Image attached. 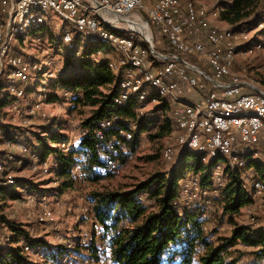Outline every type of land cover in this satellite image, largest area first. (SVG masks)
Wrapping results in <instances>:
<instances>
[{"label":"trees","instance_id":"obj_1","mask_svg":"<svg viewBox=\"0 0 264 264\" xmlns=\"http://www.w3.org/2000/svg\"><path fill=\"white\" fill-rule=\"evenodd\" d=\"M230 1L231 3L220 8L218 13L219 21L225 23L229 29H242V25L248 24L249 18H252L254 23L263 19L264 0ZM255 36L264 39V28ZM74 44L76 50L79 49L76 42ZM103 47L98 43H86L83 50H79L78 56L74 54L78 53L74 52V45L72 50L65 47L70 51L68 52L70 58H66V64L69 65L66 66L74 67L75 70L50 83L51 89L59 87L72 94L68 109L70 113L75 111L77 106L89 109L88 117L82 120L80 125L82 131L79 141L67 135L66 121L58 119L50 121L39 113L38 119L44 122L43 137L35 135L37 143L34 140L28 142L30 140L28 137L22 139L25 143L23 145L29 151L27 156L31 155V159L35 157V160L48 162V158L54 155L56 162L53 165L54 169L49 165L50 172L53 171L67 179L81 174L82 165L88 173L87 180L91 182L99 180L97 175L99 171H108L101 158L100 135L113 137L119 147L133 152L135 140L140 134L149 131L154 124L153 117L150 119L146 114L139 115L137 112L139 103L134 96L125 106H117L114 103L118 95L119 78L118 73L115 74L109 66L110 60L105 58L108 51L106 54L96 55L105 48ZM155 47L164 54L172 52L163 40L157 43L156 38ZM91 57L100 59L92 61ZM70 59L76 60V65ZM3 73L4 70L1 71L0 77ZM44 87L37 91L40 99ZM56 96L53 94L51 98L56 99ZM38 100L34 102L37 103ZM159 100L160 104L155 106L156 110L152 113H159L158 111L164 109L168 113L169 104L165 100ZM5 103V99L0 101V110ZM111 116H116L117 120L110 127L102 129L100 123ZM168 125L167 122L160 125L152 137H163ZM130 127H134V130L132 131ZM126 134L131 135L129 140H126ZM181 152L177 164L167 175L156 174L128 191L91 194L88 200L89 207L85 208L81 218L89 217L91 220L92 230L89 235L94 234L97 229L101 231V235L95 237V240L93 238L88 244H85L87 242L85 240L84 252L94 255V246L98 249L100 244L104 243L110 264H239V258L227 259L231 255L228 250L239 244L253 248L252 264H264V228L238 226L228 237L217 238L214 242L209 241L203 225L211 206L204 203L206 206L204 208L191 207L195 200L187 206L179 195L182 183L190 177L196 178L201 194L212 190L220 194L218 204L221 206L222 214L232 220L242 208L250 207L255 200L264 198V190L260 196L254 198L250 182L245 181L241 175L249 172L253 179L264 185V163L247 158L243 168H236L234 171L227 168V175H223L224 181L219 185L215 172L220 168L218 161L221 158L203 162L201 155L193 151ZM118 160L120 167L126 162L125 156L119 157ZM76 167L78 170H74ZM3 180L0 178V186ZM2 186L0 193L4 189ZM3 192L16 197L11 189ZM142 195L152 202L151 205H145L141 200ZM200 197L205 198V195ZM262 204L264 207V203ZM3 222L6 223L5 228L10 234L9 232L7 234L8 243L0 249V264H33L35 260L43 261L45 264H58L63 260L72 262L69 260L73 258L71 252L75 251L72 247H66L56 241L54 244L44 242L32 235V231H26L17 223L6 220ZM21 241L34 253H38L39 257L28 256L23 251Z\"/></svg>","mask_w":264,"mask_h":264},{"label":"rangeland","instance_id":"obj_2","mask_svg":"<svg viewBox=\"0 0 264 264\" xmlns=\"http://www.w3.org/2000/svg\"><path fill=\"white\" fill-rule=\"evenodd\" d=\"M90 1L83 0L85 4ZM192 1L204 7L208 11L209 19L217 24L219 22L218 13L220 12V8L231 3L230 0ZM43 16L45 21L41 27L32 32L29 37L15 35L10 44V50L13 51V54L23 57L25 64L30 67V73L29 81L23 87V98L7 96L5 98L6 103L0 110V154L2 157L12 155L20 161L17 164L16 162L14 164H8V167H6L7 169H11L8 176L15 181V184L1 186L4 188L3 191L11 189L16 197L9 194L6 195L5 193L7 192L2 191L3 193H0V233L9 239L7 235L9 231L5 228L6 223H2V221L14 222L26 231H32V235L37 236L44 242L51 243L56 241L66 247L75 249V251L71 252L74 259H69L72 262L63 260L58 264H110L106 256L108 251H106L104 243H101L98 249L94 246V255H89L84 252L85 246L83 244L85 243V238L92 230V223L89 217L81 218L82 213L86 207H89L88 200L92 193L128 191L135 185L147 181L156 174L165 173L167 175L170 172L177 164L180 154L176 150L170 161H164L162 159L163 149L169 145H173L170 136L172 122L168 114L169 120L166 119V114L163 112L152 113L153 110H156L155 106L157 105L148 103L147 101L140 103L141 105H138L137 112L139 115L146 114L150 119L153 117L154 124L149 131L138 136L135 140L136 143L133 144V152L124 149L121 150L120 155L126 158V162L122 167L119 166L115 172L99 171L97 174L99 180L97 182L87 180L88 173L83 169V165L81 166V174L67 179L59 174H55L53 171L50 172L49 165L53 168L56 162L54 155L48 158V162H43L37 159L35 160V157L31 159V155L27 156L28 153L22 156L15 149L5 148L3 145L8 139H13L19 144H25L22 139L26 137L30 139L28 142H33V140L36 142L35 135L43 137L42 132L44 130L42 126L44 122L38 119L37 113L46 116L50 121L52 119L66 121L68 123L67 135L71 136L75 141H79L81 137L82 130L80 125L82 120L86 119L89 115V109L81 106H77L76 110L70 113L68 109L72 94L59 87L55 89L50 88V83H54L55 79L75 70L74 67H67L69 63L66 64V58L69 57L68 52L70 51L66 50L61 44V30L67 28L73 33L72 45L75 48L74 43L76 42L79 47L77 50L76 48L74 49V52L78 51V53H74L75 56L79 55V50H83L88 40L82 33L86 39V43L83 46L81 43L83 42V35L75 31L73 25L59 19L51 10H44ZM259 24L261 25L260 28L257 27ZM212 25L216 26L214 24ZM262 28H264V16L263 19L255 23L252 22V18H249L248 24L242 25V30L247 32L249 40H247V43L246 41L240 42L239 50L246 49V52L243 55L238 54L237 57L250 60L251 57L264 51V49H257L255 46V43L260 39L255 34L260 33ZM74 35L79 37L75 38L76 36ZM106 51L108 53L105 58L110 60L109 66L112 65L110 66L111 69L116 70L119 55L114 50L104 48L96 55L106 54ZM91 59L92 61H99L100 57H91ZM70 60L76 65V60ZM189 61L193 63L194 59H190ZM260 63V72H255L254 74L264 81V58ZM0 70H4L3 75L0 77L1 90L7 86L6 77L10 73V69L6 64H3ZM43 87L45 89H43L40 99L37 91ZM145 90L148 95L156 94V90L153 88L146 87ZM53 94L57 95L56 99L51 98ZM37 99L39 100L35 103L34 101ZM35 104L37 109L31 112ZM165 122L169 123V125L164 136L161 138L152 137L158 131V127ZM130 128L132 131L134 130V127ZM26 156L27 159L24 161ZM218 164L220 168L215 172V177L218 184L221 185L222 181H224L223 175L226 174L228 169L222 159L218 161ZM75 169L78 170L77 167ZM186 181H193L197 184V179L193 177L188 178ZM252 192L255 193L254 191ZM217 194L218 192H214L213 190L201 194L198 189L195 190L193 187L189 188V182L185 181L179 190V195L185 205L188 206L198 198L191 203V207L199 206L204 208L206 207L204 203L208 204L207 206L209 207L211 206V210L207 213V218L203 225L204 233L208 236L209 241L214 242L217 238L228 237L231 231L238 226H248L251 229L264 228L263 197L255 200V203L250 207L242 208L239 214L233 216L231 220L222 214L221 206L218 204L220 194ZM201 195H205V198H201ZM13 198L15 200L12 201ZM141 200L147 206L152 203L144 195H142ZM43 206L44 209H42ZM43 210H50L52 212V221L47 223L46 221H38ZM228 251L231 252V255L227 258L228 260L231 257H235L239 258V264L253 263L251 256L253 248L237 244L234 249H229ZM232 251H237L238 254ZM33 264L45 263L35 260Z\"/></svg>","mask_w":264,"mask_h":264},{"label":"bare ground","instance_id":"obj_3","mask_svg":"<svg viewBox=\"0 0 264 264\" xmlns=\"http://www.w3.org/2000/svg\"><path fill=\"white\" fill-rule=\"evenodd\" d=\"M145 1L147 0H138V2ZM7 4L8 0H0V45H3L0 51V67L6 64L10 69V73L6 77L7 86L0 90V101L7 98V96L12 98H23V87L29 81L30 67L25 64V60L22 56L15 55L13 51L10 50L12 38L15 35L29 37L32 32L44 24L45 18L43 16V11L51 10L59 19L73 25L75 31L83 33L88 43H98L105 48L114 50L119 55L116 63L119 90L114 100L117 106H125L133 96L139 104L147 101L148 103L159 105V99L165 100L169 104L168 115H170L172 122L170 136L173 145H169L163 149L162 159L164 161H170L176 150L178 153L182 150H188L201 155V160L203 162L219 157L224 160L227 168L234 171L236 168H243L247 158L253 159L257 156L258 149H230L228 150V155L221 150H213L209 155L208 147H190V140L184 139H190L191 129H193V120H179L177 111L187 112L190 118H198L200 121H215L218 123L233 124H247L253 121L261 125L264 123V112H261V110H242L240 112L238 110H228L227 112L223 110H201L200 103H192L185 100L181 97V91L170 92V97H168L166 86H170V76L165 72V59L153 56L150 50L152 43L149 40L139 39L132 31L125 30L123 26L111 23V21L104 17V13L101 10L94 6H89L87 3L85 4L83 0H57V4L66 6L69 9H74L79 18L88 20L89 23L93 25V28L100 32L95 33L92 30L79 28V26L76 25V21L69 19L65 12L61 11L58 7H49V3L29 4L23 7L24 0H14L13 10L9 11ZM168 6H175V0H168ZM182 7H186V11L189 12L190 17H197V10L206 11L204 7L197 5L192 0H182ZM143 12H150V16H156L159 23H166V30H176V22L167 21V15L164 14V7L143 4ZM143 27L146 26L143 24L141 27L135 26L133 28L147 37L148 33L143 31ZM257 27L260 28L261 25L259 24ZM8 28L9 31L4 33V30H8ZM208 31L224 32L223 45L224 47H230L228 50L229 63H227V59L221 55L205 53L197 42H189L188 44L187 41H179V51L184 54H190L194 62L211 65L214 71L225 75L226 79H233L234 82L246 84L240 76L231 73V70L237 55H243L246 52V49L239 50V44L242 41L248 42L247 40H249V38L247 32L242 29H219L210 23H208ZM72 35L73 33L67 28L61 30V44L68 50L73 49ZM122 44H132V50L137 52V61L141 62V64L128 60V50L123 48ZM255 46L257 49H264V39H259L255 43ZM32 67L35 68L34 66ZM142 67H144L145 70H142ZM1 71L2 70H0V73ZM148 71L149 73L156 74V81L155 77L149 74ZM247 85L252 86L250 84ZM146 87L155 89L156 94L148 95L145 90ZM260 92L261 94L257 93V98H264V92L261 90ZM220 106H233V99H220ZM36 109L37 106L35 104L31 112ZM116 120V116H111L102 121L100 127L102 129L108 128ZM100 138L102 161L108 171L115 172L119 167L118 158L121 156L120 151L122 148L119 147L113 137L100 135ZM125 138L129 140L131 135L126 134ZM3 146L8 149L17 150L19 155L22 156L28 153L27 148L23 144H19L13 139L6 140ZM231 158L236 159V161H232L231 163ZM14 162L17 164L20 161L12 155H5L2 157L0 154V178L4 179L1 185L10 186L15 184V181L8 176L11 169L6 168L8 164H14ZM247 180L250 182L252 191L257 194L260 182L253 179L251 176H248ZM193 185L195 190L198 189V183L196 184L193 182ZM255 193H253V196H255ZM45 219L49 222L52 221V212L50 210H43L38 221L44 222ZM98 236H100V230L97 229L94 234L88 235L85 238V240H87L86 243H90L93 241V238L95 240V237L97 238ZM8 241L9 239L0 233V249H2ZM20 243L23 244V251L28 256L38 257V253H34V251L30 250L23 241Z\"/></svg>","mask_w":264,"mask_h":264},{"label":"built area","instance_id":"obj_4","mask_svg":"<svg viewBox=\"0 0 264 264\" xmlns=\"http://www.w3.org/2000/svg\"><path fill=\"white\" fill-rule=\"evenodd\" d=\"M98 6L92 1L87 2V5L94 6L104 13V17L111 23L123 26L125 30L132 31L136 37L142 40H149L152 43L153 49L158 53L154 55L157 58L165 59V72L170 76V86H166L168 97L170 92L182 91L184 86L205 91L201 101V110H261L264 112V98H257V93L243 91V85L239 82H234L233 79H226L225 75L217 73L212 69L211 65L193 62L190 54H184L179 51V41L197 42L205 53L221 55L227 59L228 50L230 47L223 45V33L208 31V11L197 10V17H190L186 7H182V0H175V6H168V0H147L138 2V0H97ZM49 3V7H58L65 12L66 16L73 21L79 28L92 30L95 33H100L93 28V25L88 20L79 18L74 9H69L66 6L57 4V0H24L23 7L29 4ZM143 4L157 5L164 7V14L167 15V21L176 22V30H166V23H159L156 16H150V12H143ZM14 0H8V11L13 10ZM7 17V14H6ZM143 31L148 33L138 34V31L133 27H141ZM135 25V26H134ZM151 28V29H150ZM156 30L159 34V42L163 40L166 46L172 50L171 53L164 54L155 48ZM9 31L4 30V33ZM102 36V35H101ZM116 41V40H115ZM5 44V43H4ZM3 45H0V51ZM122 47L128 50V60L137 61V52L132 50L131 45H123ZM141 64V62H139ZM142 70H145L142 67ZM149 73V71H148ZM153 77L156 74L149 73ZM253 89L252 86H248ZM220 99H233V106H220ZM179 120H193V129H191L190 147H208L209 155L213 150H221L227 153L230 149H260L258 145V132L263 125L256 122L247 124L233 123H218L215 121H200L198 118H190L189 113L177 111ZM104 123V122H103ZM105 124V123H104ZM107 125V124H105ZM232 161L236 159L231 158ZM242 178L247 181L249 172L242 174ZM189 182V188L194 187L193 181ZM264 190V185L260 182L258 192L254 198L260 196ZM195 199V198H193ZM196 200V199H195ZM44 209V206L42 207ZM46 223L49 222L46 220ZM101 235V231H100Z\"/></svg>","mask_w":264,"mask_h":264},{"label":"crops","instance_id":"obj_5","mask_svg":"<svg viewBox=\"0 0 264 264\" xmlns=\"http://www.w3.org/2000/svg\"><path fill=\"white\" fill-rule=\"evenodd\" d=\"M208 20L211 24H214L221 29H227L228 28V26L223 22L219 21L217 24V23L213 22L212 20H210L209 18H208ZM155 31L157 34L156 37L158 38V42H159V34H158L159 32L156 29H155ZM78 33L82 34L79 31H78ZM76 35H74V36H76ZM78 37L79 36H76L75 38H78ZM82 41L83 42H81V43L84 46V44L86 43V39H85L84 35H83ZM239 58L240 57L236 58V61H235L234 66L232 67L231 73L240 76L241 79L244 82H246V84H250V85H252V86L256 87L257 89L264 92V81L259 79L257 77V75L254 74L255 72H258V73L260 72V69H259L261 67L260 61L264 58V51L260 52L259 54H257L254 57H251V59L249 58L250 60H246L244 58L239 59ZM110 66H112V65H110ZM112 70H113V72H115V74H117L115 69L112 68ZM250 89L254 92V89H252L251 87L243 85V91L252 92V91H250ZM204 95H205V91L194 89V88H189L187 86H184V93L181 91V97L184 98L185 100L189 101V102H192V103H198V101L202 100ZM158 112L159 113L163 112L164 114H166V118H168V115H167L168 113L166 112V109H164L161 112L160 111H158ZM4 133H5V131H4ZM258 145H259L260 149H258L257 156L254 157L252 160H258V161H262L264 163V123H263L262 128L258 132ZM54 243L55 242H51V244H54Z\"/></svg>","mask_w":264,"mask_h":264},{"label":"water","instance_id":"obj_6","mask_svg":"<svg viewBox=\"0 0 264 264\" xmlns=\"http://www.w3.org/2000/svg\"><path fill=\"white\" fill-rule=\"evenodd\" d=\"M91 1H92L95 5H97V6L99 5L97 0H91ZM138 34L140 35L141 33L138 32ZM150 50H151V53H152V54H154V55H158V53L153 49L152 46H150ZM252 87H253L255 93H260V94H261V92H260L259 89H257V88L254 87V86H252ZM263 95H264V94H263ZM181 153H182V152H181ZM181 153H180V155H181ZM180 155H179V156H180Z\"/></svg>","mask_w":264,"mask_h":264}]
</instances>
